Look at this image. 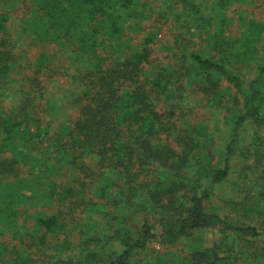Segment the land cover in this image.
Segmentation results:
<instances>
[{
  "label": "trees",
  "instance_id": "obj_1",
  "mask_svg": "<svg viewBox=\"0 0 264 264\" xmlns=\"http://www.w3.org/2000/svg\"><path fill=\"white\" fill-rule=\"evenodd\" d=\"M161 1L0 0V264H264V1Z\"/></svg>",
  "mask_w": 264,
  "mask_h": 264
},
{
  "label": "rangeland",
  "instance_id": "obj_2",
  "mask_svg": "<svg viewBox=\"0 0 264 264\" xmlns=\"http://www.w3.org/2000/svg\"><path fill=\"white\" fill-rule=\"evenodd\" d=\"M149 1L151 2L152 6L155 7L154 8L155 10L158 7V5L159 6L161 5V2H162L161 0H149ZM260 6H261L260 9H256V10L254 9L253 11L256 14H258L260 18L264 19V5H260ZM162 7L163 6H161V8ZM137 8H140V6H138ZM149 26H150V23L145 25V28L148 29ZM131 28H132V29H130L131 31L134 30L136 33H139L140 35H142V33H144V31L143 32L140 31L141 30L140 26L138 27L137 25L132 24ZM166 31H167L166 29L164 31H162V35L160 37V40L162 39L161 41L166 39ZM61 82H62V80H61ZM15 99L18 100V97H16ZM7 102L9 104V105L7 104V106H10L9 102L13 103L12 101H9V100H7ZM7 102L4 100V103H7ZM0 107H1V103H0ZM163 108H164V105L161 104L160 110H162ZM201 113H203L201 117H203L205 114H207L205 111H203V112L200 111L198 114L201 115ZM209 128L212 129V130L208 129V130H210L209 133H210V136L212 137L211 138L212 139L211 144L215 147L222 146V138L224 136V133H220L216 128H223L224 129V125L221 123V120L219 119L218 116H214L213 121L211 123V126ZM254 138H256V135L254 134V130H252V128H250L245 133V139L248 140V142H251ZM211 139H210V141H211ZM173 145L176 146L175 143H173ZM177 148H178V146H177ZM262 151H263V149H262ZM245 152H248V154H250V155L255 154V148L253 146H245L244 145V148L237 152V154L233 158V162H232L233 163V173L230 175V177L228 178V180L225 182V184L222 187L217 188L215 194L211 198L213 202H217V201L219 202V201L223 200L225 198V195L227 193H230L231 187L234 186L233 183L234 182H241L242 174H245V171H244L245 167H244V164H242V159L244 157L242 154H244ZM218 155H219V152L217 151L216 156H218ZM262 159L264 160V158H262ZM252 160H254V159H252ZM252 160H248V161L251 162ZM256 160H258V158ZM263 160H262V162H263ZM257 162H259V160L253 161L252 164H253L254 168H257V167H255V164ZM262 162L258 165V170L261 169V167H263ZM57 180H58V183H61V186L63 184H66V173L62 177H59ZM56 207H57L56 205H52V207L49 209V213L57 210ZM63 210H64V213H66V211H68L69 209H68V207H64ZM79 212H80V209L76 210L75 211L76 214H74L72 216V218H71V216H67V217L65 216V220L67 221V228H70L72 226V223L74 222L72 220H76V218L79 217V214H78ZM24 217L25 216H22L21 219H23ZM96 217L101 218V215H96ZM29 221L31 222L32 220H29ZM1 239H2V241L4 239L9 241L10 244L14 243V242H11V239L9 237H4V239L3 238H1ZM204 239L206 242V246H211L216 242V240L219 239V234L216 232H213V230H207L204 232ZM58 240H60L61 242H65V243L70 242L72 244L71 245L72 247L70 249L63 251V252H60V254H58L59 257L62 258V260L64 259V260H69V261L70 260L75 261V260H81L83 258V256H82L83 254L81 253L80 249L77 248V244L80 240V237L76 233H71L70 235L67 233H64V234L62 233L61 235H58V236L54 235V236L48 238V241H47L48 246L43 251V254L39 253V252H35V250L33 251V252H35L34 256L36 257V259L39 260L38 264H57L56 261L58 260V258L54 257L52 260L49 258V256H50L51 252H54V248L53 249L51 248L52 244H54ZM152 247L158 249L159 252H165L168 249H175V250L179 249V248L183 247V243L177 244V246H175V247H168V248H160L159 244L153 243ZM150 253H151V251L145 252L142 254L141 257L143 259H149V257L147 258V256H152V255H150ZM43 255H45V256H43ZM58 255H56V256H58ZM154 256H156V255L154 254Z\"/></svg>",
  "mask_w": 264,
  "mask_h": 264
}]
</instances>
